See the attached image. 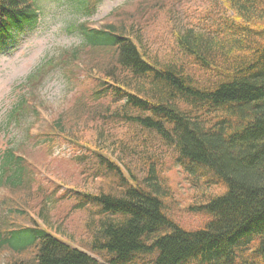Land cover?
<instances>
[{
  "label": "trees",
  "instance_id": "16d2710c",
  "mask_svg": "<svg viewBox=\"0 0 264 264\" xmlns=\"http://www.w3.org/2000/svg\"><path fill=\"white\" fill-rule=\"evenodd\" d=\"M66 1L83 16L95 10L92 0ZM222 1L230 13L208 34L178 32V56L168 60L143 49L132 22L78 26L82 44L65 64L74 68L83 49L90 57L80 84H89L82 94L90 96L72 109L90 112L97 104L95 147L62 136L76 117L53 120L46 137L68 142L80 153L78 165L104 182L96 193L68 189L61 196L90 216L91 253L47 229L16 227L11 216L25 214L16 208L0 221V252L12 254L6 264H103L95 255L106 264H264V0ZM40 13L37 0H0V52L15 32L34 29ZM112 128L126 132L117 160L108 151L116 145ZM158 148L172 151L196 186L223 189L205 192L192 208L202 227L172 217ZM0 188L9 192L5 204L11 190L34 188L31 166L15 147L0 154Z\"/></svg>",
  "mask_w": 264,
  "mask_h": 264
},
{
  "label": "rangeland",
  "instance_id": "374dc122",
  "mask_svg": "<svg viewBox=\"0 0 264 264\" xmlns=\"http://www.w3.org/2000/svg\"><path fill=\"white\" fill-rule=\"evenodd\" d=\"M91 2L95 10L83 16L66 0H37L41 12L38 25L32 30L24 28L15 32L14 38L0 52V154L7 146L15 147L19 156L31 166L34 182L32 191L27 188L11 190L7 204L4 201L9 192L0 188V221L9 210L17 208L25 214L11 216L10 222L16 223V227L47 229L54 236L88 253H91L89 244L93 237L88 227L90 216L84 211L72 209V203L65 201L66 197L62 200L61 196L68 189L96 193L104 182L89 176L85 170L87 164L78 165L75 158L80 153L68 142L60 139L54 142L46 137L50 133L51 122L62 116L80 119L77 124H67L66 135L62 136L68 139L71 137L92 143L91 138L100 126L99 121L92 120V111L97 104L90 105V112H74L72 109L81 96H90L88 90L82 94L89 84L80 85L86 80L85 66L90 61L86 49L81 51L83 55L78 57L74 68L65 64L68 60L66 54H72L82 44L78 26L86 23L93 29H99L108 23L126 22L128 25L132 22L139 30L138 42L143 49L151 56L168 60L178 56L175 43L178 32L193 30L208 34L226 13H230L226 12L222 0ZM26 83L28 86L24 87ZM23 100L27 103H22ZM19 104L21 115L10 120L11 112ZM108 131L110 141L116 144L114 147L111 145L108 151L117 160L121 156L119 145L126 132L119 128ZM89 145L95 147L93 143ZM128 145L133 147V144ZM108 154L105 153L107 157ZM160 154L163 156L160 169H163L173 196L167 203L172 217L184 227H202L204 218L194 214L192 208L203 201L205 192L208 195L218 194L223 189L196 186L175 164L172 151L163 149ZM129 160L134 161L128 157L125 162ZM55 188L57 194H54ZM44 192L48 194L44 195ZM43 207L47 216L41 211ZM11 255L9 251H1L0 264H6ZM27 257H30L29 253ZM95 257L106 264L97 255Z\"/></svg>",
  "mask_w": 264,
  "mask_h": 264
}]
</instances>
